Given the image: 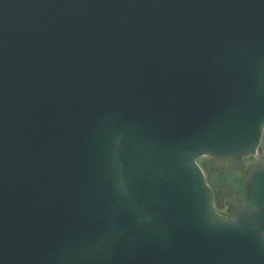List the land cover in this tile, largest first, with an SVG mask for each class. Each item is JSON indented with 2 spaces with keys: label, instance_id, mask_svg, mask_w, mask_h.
I'll return each mask as SVG.
<instances>
[{
  "label": "water",
  "instance_id": "obj_1",
  "mask_svg": "<svg viewBox=\"0 0 264 264\" xmlns=\"http://www.w3.org/2000/svg\"><path fill=\"white\" fill-rule=\"evenodd\" d=\"M263 130L264 0H0V264H264Z\"/></svg>",
  "mask_w": 264,
  "mask_h": 264
},
{
  "label": "rangeland",
  "instance_id": "obj_2",
  "mask_svg": "<svg viewBox=\"0 0 264 264\" xmlns=\"http://www.w3.org/2000/svg\"><path fill=\"white\" fill-rule=\"evenodd\" d=\"M207 157L205 158H200L199 163L206 161L207 162ZM257 166H264V133L258 148V152L255 156H250L244 159L243 162V170L249 171L251 170V168L253 167H257ZM226 197H228V195H225ZM228 209H229V205L227 204V201L223 202V207L220 210L222 215H227L228 214Z\"/></svg>",
  "mask_w": 264,
  "mask_h": 264
},
{
  "label": "flooded vegetation",
  "instance_id": "obj_3",
  "mask_svg": "<svg viewBox=\"0 0 264 264\" xmlns=\"http://www.w3.org/2000/svg\"><path fill=\"white\" fill-rule=\"evenodd\" d=\"M207 161H208V159H207ZM203 162H206V161H203ZM226 199H227V197L224 196L222 202H219L218 199H217V197H215V205H216V207L218 208V211H219V212H221L220 210H221L222 207H223V202H224V201L226 202Z\"/></svg>",
  "mask_w": 264,
  "mask_h": 264
}]
</instances>
